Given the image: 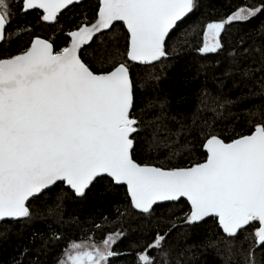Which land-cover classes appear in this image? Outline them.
<instances>
[{
    "label": "snow or ice",
    "instance_id": "obj_1",
    "mask_svg": "<svg viewBox=\"0 0 264 264\" xmlns=\"http://www.w3.org/2000/svg\"><path fill=\"white\" fill-rule=\"evenodd\" d=\"M83 3L0 0V222L9 226L0 237L15 230L28 238L24 253L34 248V264H44L40 257L50 248L61 249L56 264H112L129 254L113 246L134 236L133 264H201L208 252L220 264H264V23L259 42L253 37L244 47L241 39L228 52L223 79L212 77L215 92L207 81L198 87L194 110L170 114L168 97L158 95L161 78L185 50L205 58L223 52L227 27L264 16V3L241 6L202 27L197 21L171 46L180 25L207 7L201 0H93L91 17L79 14L67 31L60 25L41 36L30 24L12 27L30 13L37 26L56 24L63 10ZM138 66L146 69L139 83ZM149 91L157 96L137 115L138 92L143 101ZM176 96L178 105L185 103V96ZM241 114L247 131L235 132ZM230 121L234 134L222 136L216 125ZM197 148L201 157L187 166L171 163ZM161 149L167 155L159 164L137 159ZM57 189L46 213L33 212L35 202ZM121 190L125 210L91 220L99 240L95 233L77 241L51 226L47 234L34 228L45 217L61 227L79 224L63 218L67 196L103 203ZM167 205L169 216L154 218V206ZM208 218L216 231L189 243Z\"/></svg>",
    "mask_w": 264,
    "mask_h": 264
},
{
    "label": "trees",
    "instance_id": "obj_2",
    "mask_svg": "<svg viewBox=\"0 0 264 264\" xmlns=\"http://www.w3.org/2000/svg\"><path fill=\"white\" fill-rule=\"evenodd\" d=\"M93 0H86L81 6L73 7L71 6L59 16L58 23L52 25H45L41 23L37 26V16L34 13H30L26 18H20L19 23L13 24V28L24 27L27 25H32L35 27L36 34L41 36H51L56 29L62 25L67 31L69 28L76 23L79 14L88 11V15L91 17L90 6ZM203 5L207 7H201L194 15H191L180 27L172 34V38L169 40V45L171 46L174 41L180 37L183 30L190 25L200 21L201 27L203 23H206L208 19H219L227 16L232 11H235L241 6H253L264 3V0H201ZM203 17V19H202ZM264 23V16H260L258 19H253L251 22H237L227 27V30L222 34L224 51L219 53H209L205 57H201L200 54L195 51L185 50L181 55L180 60L171 68L166 70V76H163L159 82V97L163 98L167 96L170 101V114L180 113L182 115L189 113L195 109L196 97L194 92L198 89L201 84L207 81L209 89L213 92L216 91L215 84L213 83L212 77H219L223 79V71L227 66L229 61L226 59L228 52L239 45L241 39L245 41L244 47H247L251 43L253 37L256 38L257 42L260 41V36L258 35V29L260 24ZM58 34V33H57ZM202 32L195 38L192 39L193 47L198 46L201 42ZM120 47L124 45V39L122 34L119 40ZM217 61H220L217 65ZM202 65L204 66L202 68ZM206 69V72H205ZM134 78L139 81L145 78L146 69L143 66H138L134 69ZM185 78L192 81L191 87H186L183 84ZM228 89H225L227 92ZM247 91V89H245ZM176 93L185 96V103L178 105L176 103ZM231 95H236L235 91ZM157 96V93L151 91L145 93L143 101L141 100L140 93L138 92V109L137 115H139V106L147 100L153 99ZM259 103V99L256 101ZM210 115V114H209ZM233 122H228L227 125L217 124L216 128L220 131L222 136L233 135ZM247 124L245 118L241 114V119L235 122V132H246ZM226 129V130H223ZM192 143H198V139L193 138ZM146 147V146H145ZM203 153L202 148H197L192 154L185 153L183 156L179 157L178 160L172 161L173 164L187 166L190 161L197 160L201 157ZM167 155V151L161 149L159 154L153 151L148 154L138 153L137 159L140 162L157 163L159 164L164 160ZM59 192L57 189L55 192L49 193L43 198L42 201L35 202L32 205L33 212L46 213L48 206L56 200V196ZM126 201L123 199V190L115 197H109L103 203L97 202L94 198H89L88 200H73L71 196H67L63 201V213L64 220L69 221L73 219H78L79 224H64L61 227L56 220L47 218L38 220L35 222L34 228L44 231L51 226L53 230H60L68 238V240L75 239L79 241L84 236H91L96 234V239H100V234L96 232L93 228L91 220L96 218L97 222H100L98 217L103 214L105 216L115 217L117 207L121 211H124V205ZM155 207L154 218H159L161 216H169V208L171 205L165 207ZM182 205L177 206V213L179 214V208ZM213 220L208 219V223L203 226L200 235L194 236L189 239V243L193 239H199L200 236L205 234L211 235L216 230L213 228ZM9 226L3 222H0V231H4ZM116 227H119L117 225ZM114 230V229H113ZM176 233L172 234V239L175 240ZM137 239V237H132L131 239H122L114 245V250L121 253H129L127 255H121L119 257L112 259V264H133L135 249L132 247V240ZM68 241H65L62 245H66ZM30 246L28 238L17 237L15 230L8 233L7 238L0 237V264H34L35 254L33 248V254L28 255L24 253V248ZM61 249L50 248L46 256H41L40 259L44 264H56L57 257L60 255ZM154 254V253H153ZM259 256V253H257ZM220 257L215 256L213 253H204L201 256V264H220Z\"/></svg>",
    "mask_w": 264,
    "mask_h": 264
},
{
    "label": "water",
    "instance_id": "obj_3",
    "mask_svg": "<svg viewBox=\"0 0 264 264\" xmlns=\"http://www.w3.org/2000/svg\"><path fill=\"white\" fill-rule=\"evenodd\" d=\"M86 1V0H85ZM71 6H69V8H70ZM65 10H63L62 12H64ZM167 203V202H166ZM208 219H210V218H208Z\"/></svg>",
    "mask_w": 264,
    "mask_h": 264
}]
</instances>
